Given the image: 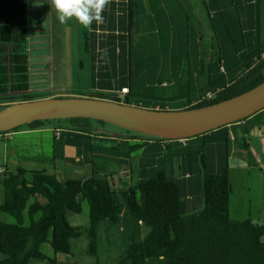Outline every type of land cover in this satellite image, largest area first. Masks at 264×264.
<instances>
[{"label": "trees", "instance_id": "16d2710c", "mask_svg": "<svg viewBox=\"0 0 264 264\" xmlns=\"http://www.w3.org/2000/svg\"><path fill=\"white\" fill-rule=\"evenodd\" d=\"M197 1L200 6L195 8L185 0L186 14L180 0L172 1L174 12L169 5L170 11L162 8L155 13L145 4L139 10L134 0H128L126 8L131 27L142 34L148 47L155 43L160 47V59L164 65L172 62L173 71L163 69V76L155 80L159 86L154 87V98L148 93L153 88L151 83L141 88L129 86L123 100L115 94L89 93L87 97L152 110H187L214 105L262 83L264 23L260 22V16L264 15V0H255L254 11L250 10L249 16L245 11L248 0L237 3L207 0L209 8L203 0ZM149 2L156 10L157 0ZM225 4L227 7L221 9L220 5ZM27 6V0H0V110L12 103L42 98L30 91L33 84ZM201 6L206 9L207 23L212 27L210 41L206 40L204 31L199 34L201 25H194L191 18L192 12H202ZM233 9L236 14L243 13L239 28L236 27L238 17V24L223 18L224 12L231 10L232 13ZM161 29L165 32L162 37ZM141 51L150 52L145 47ZM121 83L123 88L126 84ZM161 83L166 86H160ZM207 92L213 97L200 101ZM49 122L36 121L22 127L34 129ZM92 122L105 124L84 118L56 121L68 124L78 136H109L91 135L95 127ZM205 135L186 139L184 143L148 137L152 143L138 142L131 146L128 140L120 138L112 142L98 140L101 146L109 145L108 151H114V157H126L128 163L126 159L117 164L110 160L124 170L116 173L125 186L133 176L132 160L140 164L139 167L135 164L136 170L141 167L140 177L126 188L112 184L109 177L115 172L106 174L96 165V169L93 165L90 174L80 179H62L45 170L19 169L5 174L0 214L11 216L15 223L0 220V264H30L31 261L56 264L55 258L41 252V245L49 243L54 254L69 255L70 241L83 235L89 240L87 254L95 256L102 226L116 228L124 236V249L116 264L151 261L156 264H264V226L251 219L233 220L229 215L232 191L229 138L225 133L221 139L210 141ZM242 144L246 146L245 139ZM145 147H149L145 153L152 160L145 156L135 161V154L131 152L143 151ZM83 201L88 206V224L71 226L67 214H81ZM37 214L39 217L34 219Z\"/></svg>", "mask_w": 264, "mask_h": 264}, {"label": "rangeland", "instance_id": "374dc122", "mask_svg": "<svg viewBox=\"0 0 264 264\" xmlns=\"http://www.w3.org/2000/svg\"><path fill=\"white\" fill-rule=\"evenodd\" d=\"M192 1V0H189ZM207 8V0H203ZM183 3L182 0H180ZM150 4L149 0L147 1ZM33 8L37 9V19L35 20L34 33L35 38H32L33 46L28 50L29 61L32 69L39 68L41 74L39 79L34 78V84L30 87V91L33 96L42 97L41 99H48L47 97L57 94L65 93H84L90 89V62H89V49L91 48V34L90 30L84 28L75 20H69L66 24H61L58 20V14L54 8L50 5V0H31ZM221 9H225L227 4L220 5ZM202 7V6H201ZM150 9V8H148ZM232 10V9H231ZM224 12L223 18L226 22L231 24H239L242 26V15L243 13H235L234 9ZM185 11V7H184ZM188 14L187 11H185ZM192 20L194 25L200 24L202 33L204 31L206 40L210 41L209 36H213L212 27L207 23L208 17L206 9L202 7V12H192ZM210 12V17H211ZM238 17V18H237ZM238 21H237V19ZM260 22L264 23V15L260 16ZM158 26H162L158 23ZM163 29L159 31L162 32ZM165 34V32L160 33ZM152 43V42H151ZM157 44H152L149 47L147 44H143L142 47L148 48L150 50V57L153 61H157L158 55ZM132 61L134 57L131 58ZM129 62L128 58H125L126 68L131 67V72L133 73L136 68L134 62ZM120 63L122 60L120 59ZM156 62H154L155 64ZM39 71L35 75H39ZM164 74V72H163ZM89 94V92H87ZM52 98V97H51ZM20 103V102H16ZM13 104V103H12ZM59 120H50L46 124H54ZM94 124V131H99V133H106L111 136L112 134H122V136H130L131 134L122 132V129L116 127L112 124ZM65 125V123H61ZM56 132L60 130L55 129ZM91 135L93 131L91 130ZM9 136H0V168L3 172L0 174V201L3 197V186L2 179L6 173H14L16 170H26V171H40L45 170L47 173H55L59 175L60 178H84L86 175L90 174L92 166L87 167L86 172L83 169L86 166L82 164H77L74 167H69L64 169V165H58L53 155L58 154V150L53 149L54 141L53 136L58 139L59 134H55L52 131L45 133H28L26 135H14L11 133ZM249 134H244L239 136L236 144V150H242L239 147L243 139L246 141L251 140L250 155L252 159L257 163L259 170L264 175V148L261 149L257 146V137L248 136ZM8 137V139H7ZM144 138H148L143 136ZM186 140V139H185ZM185 140H179L184 142ZM58 141V140H56ZM129 145H134L138 143L137 141H128ZM95 146H101L97 141L94 142ZM102 146L107 147L108 144L103 143ZM233 146L231 143V150ZM238 150V151H239ZM132 154L138 155L140 152L136 150L131 152ZM130 153V154H131ZM109 154H103L101 157H93L94 165L102 167L103 172L109 174V172H121V167L119 165L111 164ZM91 156H93L91 154ZM158 159H154L155 163ZM238 158L237 156L231 159L230 165L237 166ZM136 163L132 160V178L129 181L127 179V185H124V181L121 180L119 175L116 173L110 175V181L117 188H126L131 185V183L136 182L140 177L139 170H136ZM157 165V164H156ZM54 166V167H53ZM60 166V168H59ZM95 167V166H94ZM6 169V172H4ZM96 169V167H95ZM232 174V189L233 197L230 204L231 218L234 220H246V219H257L264 226V190L259 189V184L256 179L248 175V169L240 170L233 169ZM252 175L258 174V168L252 170ZM129 177V176H128ZM264 184H261V186ZM43 201V200H41ZM258 211V213H257ZM25 222L24 225L28 223L26 211L24 212ZM39 215H35L34 219H37ZM0 220L7 224H14V219L6 214H0ZM67 220L71 226L74 227H86L88 224V206L85 201L82 202V212L81 214L68 213ZM144 232V229H143ZM50 239V234H49ZM124 236L116 228L107 229L102 226L98 235V246L97 254L95 256L87 254L88 248V237L83 235L80 238L72 239L71 242V252L69 255L56 253L52 251L49 243H44L41 245V252L48 256L49 258H55L56 264H116L118 256L124 249ZM1 257V256H0ZM30 264H50L48 261H31ZM149 264H156L155 261H151Z\"/></svg>", "mask_w": 264, "mask_h": 264}, {"label": "crops", "instance_id": "0c3cea01", "mask_svg": "<svg viewBox=\"0 0 264 264\" xmlns=\"http://www.w3.org/2000/svg\"><path fill=\"white\" fill-rule=\"evenodd\" d=\"M148 0H134L135 5L138 6L139 10L143 7V4L148 6L150 9L149 11H161L162 8L170 11L168 9V6L171 5V11L174 12V4H172V1L177 0H157V7L156 10L153 9V7L147 3ZM183 7H185V0H182ZM241 0H233L232 3L240 2ZM242 2V1H241ZM249 2V4L246 6V14H250V10L253 12V6L255 3V0L246 1ZM128 0H110L109 5L105 8L102 15L104 17V22L102 24L97 25L95 22L92 24L90 30L91 34V48L89 49V62H90V70H89V77H90V89L86 91V94L82 93H65L63 94H57L52 95L47 98H58V97H87V92L89 93H100V94H115L116 96L121 98V95L119 94L121 87V81L124 82L123 88H130L129 86H137L141 88L142 86L149 85L151 83V89L149 93V97L156 94L153 90L155 86H159V83H157L158 78L163 76L164 70H167V68L170 70L169 72L173 71V65L172 62L166 63L165 65L162 62V58L160 59L161 49L159 46L154 47V50H157L158 59L157 61H153V58L150 57V52H147V54H143L141 51V47L143 44H147L144 40L142 34L136 30L135 28L131 27L130 22L128 21L127 17V8L128 7ZM190 4L192 7L197 8V6H200L199 1L192 0L190 1ZM27 7H28V14H27V29H28V50L33 46L32 38L36 37V34L34 33V25L35 20L37 19L36 13L38 12L36 8H33V4H31V0H27ZM167 7V8H166ZM198 12V11H196ZM160 33H163L160 32ZM163 34H160V37H162ZM164 40V38L162 39ZM248 43V42H247ZM253 43V42H252ZM128 58V61H132V57H134V62L136 70L132 73L131 67L126 68L125 64V58ZM120 59L122 60V63H120ZM160 59V60H159ZM159 60V61H158ZM154 62H156L154 64ZM159 65V66H158ZM166 67V68H164ZM164 69V70H163ZM39 71L40 69H30L31 76H32V84H34V78L39 79L41 74L43 72L39 71V75H35L34 73H38L36 71ZM34 72V73H32ZM155 78V79H153ZM129 79V81H126ZM153 79V81H151ZM165 82V81H164ZM129 84V85H127ZM160 86H166V83H161ZM132 92H135L136 90H132ZM119 98V99H120ZM154 100V99H153ZM141 107V106H139ZM143 108V107H141ZM155 110V109H154ZM222 128V129H221ZM221 128H218L216 130L210 131L208 133H205V136H208V139L210 141L219 140L221 139L225 133L226 136L229 138L230 144L232 143V150H230L229 155V181L232 188V174L233 169L237 171V169L245 170L248 169L247 174L252 176L254 179L257 180L259 184V189L264 190V185L261 186V184H264V175L259 170V167L257 163L252 159V156L250 155V147H251V140L246 141L244 146L242 143L239 144V147L241 149V146L243 147L242 150H236V144L237 141L240 138L239 136H243L244 134H249L248 136L257 137L256 140L257 146H260L261 149L264 148V109L259 111L258 113L252 115L251 117H248L242 121L232 123L226 126H223ZM55 129L60 130V134L58 139L53 136V140H55L53 143V149L58 150V154L53 158V161H56L58 165H64V169L74 167L77 164H82L83 166H86L83 171L86 172L88 170L87 167L90 168V166L93 167V157H101L103 154H109L106 155V157H109L113 163H118L119 160L122 162L125 161L126 157H122L121 159L117 156L114 157L113 152L108 151V147L104 146H95L94 142L98 140L112 142V140L116 138H120L123 140L128 141H137L140 143H152L151 140H147L146 138L142 136H122V134H112L111 136H78L72 128L68 125H62L59 123L54 124H44L42 126L36 127L34 129H28L26 127H19L16 131H10L7 133L0 134L1 137L3 136H10L11 133H14V135H26L28 133H45L52 131L54 132V135L57 134V131ZM95 129H92L93 133L99 134V131H94ZM204 135V134H203ZM201 136V135H199ZM7 137V139H8ZM58 140V141H56ZM180 143H184L179 141ZM149 147H145L143 151H140L138 155L135 154V161L139 162L143 157H146V159L152 160V158L145 153ZM91 154L93 156H91ZM237 156L238 161L237 163L239 165L232 166L230 165L231 159L233 157ZM156 155L153 159H156ZM66 159H69L70 161H66ZM127 161V159H126ZM128 163V161H127ZM125 164V162H124ZM130 164V163H129ZM137 167L140 166L139 163H136ZM95 166V165H94ZM136 166V165H135ZM54 167V166H53ZM258 168V174L253 176L252 170L254 168ZM60 168V166H59ZM139 169V168H138ZM141 169V167H140ZM139 169V170H140ZM92 170V169H91ZM124 170H121L123 173ZM4 172H6V169H4ZM91 172V171H90ZM120 172V173H121ZM139 171V173H141ZM7 174V173H6ZM87 176V175H86ZM129 178V177H128ZM233 197V189L231 191V195L229 197V215L231 216L230 211V204ZM258 213V211H257ZM232 219V218H231ZM234 220V219H233ZM253 222H259L257 219L252 220ZM261 224V223H259ZM262 225V224H261Z\"/></svg>", "mask_w": 264, "mask_h": 264}, {"label": "water", "instance_id": "95a60500", "mask_svg": "<svg viewBox=\"0 0 264 264\" xmlns=\"http://www.w3.org/2000/svg\"><path fill=\"white\" fill-rule=\"evenodd\" d=\"M264 109V81L214 105L152 110L96 98L58 97L10 104L0 110V134L36 121L84 118L151 138L185 140L242 121Z\"/></svg>", "mask_w": 264, "mask_h": 264}, {"label": "clouds", "instance_id": "9594fccd", "mask_svg": "<svg viewBox=\"0 0 264 264\" xmlns=\"http://www.w3.org/2000/svg\"><path fill=\"white\" fill-rule=\"evenodd\" d=\"M110 0H50V5L58 14L61 24L75 20L86 29L104 22L102 15Z\"/></svg>", "mask_w": 264, "mask_h": 264}, {"label": "built area", "instance_id": "2783aa9c", "mask_svg": "<svg viewBox=\"0 0 264 264\" xmlns=\"http://www.w3.org/2000/svg\"><path fill=\"white\" fill-rule=\"evenodd\" d=\"M128 93V89L127 88H122L119 91V94L121 95V100H123V96L126 95ZM213 97V94L211 92H207L206 94H204L201 98L200 101L202 100H210ZM155 110H158V108H156ZM59 134V132H57V135ZM3 172V170L0 168V174Z\"/></svg>", "mask_w": 264, "mask_h": 264}]
</instances>
